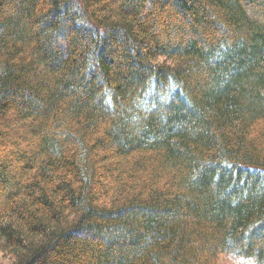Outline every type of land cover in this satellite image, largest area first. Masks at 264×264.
<instances>
[{
    "label": "trees",
    "instance_id": "1",
    "mask_svg": "<svg viewBox=\"0 0 264 264\" xmlns=\"http://www.w3.org/2000/svg\"><path fill=\"white\" fill-rule=\"evenodd\" d=\"M0 264H264V0H0Z\"/></svg>",
    "mask_w": 264,
    "mask_h": 264
},
{
    "label": "rangeland",
    "instance_id": "2",
    "mask_svg": "<svg viewBox=\"0 0 264 264\" xmlns=\"http://www.w3.org/2000/svg\"><path fill=\"white\" fill-rule=\"evenodd\" d=\"M0 262L6 263V262H9V259L5 258L4 256L0 254ZM219 264H253V263L250 261H245L242 259H238L236 257L229 256V255H224L221 257Z\"/></svg>",
    "mask_w": 264,
    "mask_h": 264
}]
</instances>
